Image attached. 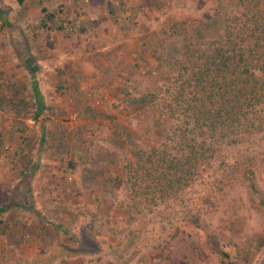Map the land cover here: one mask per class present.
Wrapping results in <instances>:
<instances>
[{
  "label": "rangeland",
  "instance_id": "obj_1",
  "mask_svg": "<svg viewBox=\"0 0 264 264\" xmlns=\"http://www.w3.org/2000/svg\"><path fill=\"white\" fill-rule=\"evenodd\" d=\"M0 6L11 9V25L0 18V197L36 165L22 207L0 216V264H264V207L248 184L264 194V132L219 141L182 170L187 144L203 141L181 88L193 75L185 21L209 18L214 0Z\"/></svg>",
  "mask_w": 264,
  "mask_h": 264
},
{
  "label": "trees",
  "instance_id": "obj_2",
  "mask_svg": "<svg viewBox=\"0 0 264 264\" xmlns=\"http://www.w3.org/2000/svg\"><path fill=\"white\" fill-rule=\"evenodd\" d=\"M214 2L216 6L209 18L185 21L188 28L192 27V38L186 45L191 66L187 65L185 72L191 70L193 75L185 79L181 88L191 87L189 101L193 105L189 109H193L198 127L192 130L202 132L203 141L198 145L193 141L187 144L189 153L182 163L183 169L178 160H173L177 172L184 170L188 162L192 164L193 159L199 160V156L208 159L217 151L219 141L240 145L264 132V0ZM10 10L0 6L4 27L11 25ZM46 10L44 7L43 11ZM51 16L52 13L45 15L43 25H48ZM182 21L174 23L176 28ZM25 66L39 100L38 116L46 106L36 77L39 67L32 58L25 60ZM170 79L167 83L177 88L178 78L174 82ZM252 144L254 148L256 141ZM229 157L225 161L230 162ZM28 171L23 184L14 189L9 187L11 190L0 197V216L22 207L36 165H30ZM248 184L264 207V194L255 179ZM54 225L59 227L58 223Z\"/></svg>",
  "mask_w": 264,
  "mask_h": 264
}]
</instances>
